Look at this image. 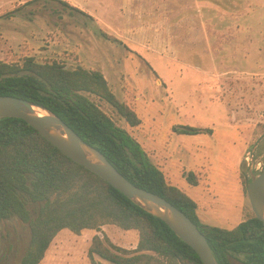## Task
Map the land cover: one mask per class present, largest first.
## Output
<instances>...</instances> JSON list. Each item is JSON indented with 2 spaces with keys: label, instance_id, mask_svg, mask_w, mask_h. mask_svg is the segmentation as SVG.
I'll list each match as a JSON object with an SVG mask.
<instances>
[{
  "label": "rangeland",
  "instance_id": "374dc122",
  "mask_svg": "<svg viewBox=\"0 0 264 264\" xmlns=\"http://www.w3.org/2000/svg\"><path fill=\"white\" fill-rule=\"evenodd\" d=\"M27 56L102 71L141 123L91 98L167 180L200 174L201 222L233 228L251 215L246 185L264 169V0H0V62ZM176 125L211 131L176 136ZM27 203L35 216L40 203ZM105 228L136 247L137 230ZM96 233L62 229L39 264H91ZM30 240L28 223L0 220V264H19Z\"/></svg>",
  "mask_w": 264,
  "mask_h": 264
},
{
  "label": "trees",
  "instance_id": "16d2710c",
  "mask_svg": "<svg viewBox=\"0 0 264 264\" xmlns=\"http://www.w3.org/2000/svg\"><path fill=\"white\" fill-rule=\"evenodd\" d=\"M74 7V6H73ZM78 11H82L77 8ZM0 95L20 97L59 116L83 140L97 148L129 181L181 209L205 235L219 264H264V224L252 212L233 228L201 222L198 204L172 184L142 145L116 124L91 98L109 103L129 126L141 123L121 101L99 69L67 68L33 56L21 63L0 62ZM177 134L211 131L176 125ZM198 185L193 171L183 173ZM28 201L40 203L35 216ZM17 216L29 224L31 240L20 264H39L62 229L81 234L94 229L87 256L91 264H203L198 254L160 218L145 211L118 189L66 157L20 118H0V220ZM116 225L138 231L135 248L115 244L102 229Z\"/></svg>",
  "mask_w": 264,
  "mask_h": 264
},
{
  "label": "water",
  "instance_id": "95a60500",
  "mask_svg": "<svg viewBox=\"0 0 264 264\" xmlns=\"http://www.w3.org/2000/svg\"><path fill=\"white\" fill-rule=\"evenodd\" d=\"M15 117L27 122L66 157L95 173L136 205L162 219L198 254L203 264H219L197 225L178 207L158 194L129 181L94 146L83 140L50 109L29 100L0 95V118ZM251 209L264 224V169L252 175L246 185Z\"/></svg>",
  "mask_w": 264,
  "mask_h": 264
},
{
  "label": "crops",
  "instance_id": "0c3cea01",
  "mask_svg": "<svg viewBox=\"0 0 264 264\" xmlns=\"http://www.w3.org/2000/svg\"><path fill=\"white\" fill-rule=\"evenodd\" d=\"M176 134V133H175ZM176 136H181L180 134H176ZM187 171V170H186ZM195 173H197L196 171H193ZM200 174L197 173V179H198V185L200 183ZM171 183L176 185L178 188H180L181 190H183L189 197H191L193 200H195L197 203H199L196 199H195V196H196V188H198L199 186L196 185H191L189 184V182L186 180V178L183 176V177H180L178 178L177 175H174L172 178H171ZM197 214L199 216V212H198V209H197ZM200 217V216H199ZM106 226H109V224L107 225H104L102 226V228L105 230L106 232ZM89 230V229H87ZM135 230V229H134ZM107 233V232H106ZM109 236V235H108Z\"/></svg>",
  "mask_w": 264,
  "mask_h": 264
},
{
  "label": "flooded vegetation",
  "instance_id": "af4514ba",
  "mask_svg": "<svg viewBox=\"0 0 264 264\" xmlns=\"http://www.w3.org/2000/svg\"><path fill=\"white\" fill-rule=\"evenodd\" d=\"M30 242V241H29ZM25 251H26V249H25ZM25 251L23 252V254L25 253ZM23 256V255H22ZM22 256H21V258H22ZM21 258L19 259V260H21ZM19 264H20V262H19Z\"/></svg>",
  "mask_w": 264,
  "mask_h": 264
},
{
  "label": "built area",
  "instance_id": "2783aa9c",
  "mask_svg": "<svg viewBox=\"0 0 264 264\" xmlns=\"http://www.w3.org/2000/svg\"><path fill=\"white\" fill-rule=\"evenodd\" d=\"M259 169V168H258Z\"/></svg>",
  "mask_w": 264,
  "mask_h": 264
}]
</instances>
